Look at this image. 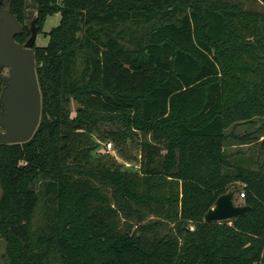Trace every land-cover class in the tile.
Instances as JSON below:
<instances>
[{
	"label": "trees",
	"instance_id": "obj_1",
	"mask_svg": "<svg viewBox=\"0 0 264 264\" xmlns=\"http://www.w3.org/2000/svg\"><path fill=\"white\" fill-rule=\"evenodd\" d=\"M6 1L16 42L33 13L37 33L59 20L32 47L38 123L0 144L5 264H264V165L239 148L256 136L233 133L264 118V0ZM93 134L125 159L134 143L139 166ZM237 182L245 212L202 221Z\"/></svg>",
	"mask_w": 264,
	"mask_h": 264
},
{
	"label": "water",
	"instance_id": "obj_2",
	"mask_svg": "<svg viewBox=\"0 0 264 264\" xmlns=\"http://www.w3.org/2000/svg\"><path fill=\"white\" fill-rule=\"evenodd\" d=\"M35 13L28 22V36L16 42L21 29L9 13L6 0H0V144L21 143L32 135L39 119L40 97L34 72L33 44L37 36ZM247 206L233 204L232 190L219 194L202 215V221L230 220L243 214Z\"/></svg>",
	"mask_w": 264,
	"mask_h": 264
},
{
	"label": "rangeland",
	"instance_id": "obj_3",
	"mask_svg": "<svg viewBox=\"0 0 264 264\" xmlns=\"http://www.w3.org/2000/svg\"><path fill=\"white\" fill-rule=\"evenodd\" d=\"M231 2H238L241 4L243 8L248 9H260V5L255 0H228ZM32 0H25L26 3V14L29 12H32V6H31ZM30 18L26 19V25H28ZM59 20V12H55L54 14L50 16H46L43 23L41 31L46 33L51 27L55 26ZM37 33L36 39L34 41V45L36 46H43L45 45L47 41V35H43V33ZM1 74H6V70L4 69ZM74 101L70 100L68 104V109L70 112V115L73 114V110L75 107ZM231 129L228 128L227 132ZM251 132L255 137V139H251V141L245 145H241L240 150L242 153V157L250 156L252 157L253 161L249 165L251 167H255L257 164H263L264 165V145L260 146L259 142L260 140H264V118H255L253 119L252 123L249 124H237L233 128V133H236L237 135H241L243 133ZM92 140L96 143V150L99 152L104 153L106 156V159L112 160L115 164L120 165L123 168H136L139 166V163L142 159L141 153L137 150L138 148L136 145L130 141H127L125 145L123 146V152L125 155H131L134 157V159H125L120 152L118 151L117 147H115L111 141L109 140H102L97 139L94 134L91 135ZM138 139L142 138L143 140H151L149 136H139ZM157 147V154L158 157L162 156L164 153V149L162 147L161 142L154 143ZM237 146H228V151H234ZM95 154V153H93ZM257 163V164H256ZM236 189L232 193V201L233 204H241L242 200L239 196V192L241 191V185L240 183H235ZM40 209L39 207L36 210V213L39 214ZM262 256L264 257V251L262 253ZM0 264H5V259L3 257V241L0 239Z\"/></svg>",
	"mask_w": 264,
	"mask_h": 264
},
{
	"label": "built area",
	"instance_id": "obj_4",
	"mask_svg": "<svg viewBox=\"0 0 264 264\" xmlns=\"http://www.w3.org/2000/svg\"><path fill=\"white\" fill-rule=\"evenodd\" d=\"M239 196L242 197V193H239Z\"/></svg>",
	"mask_w": 264,
	"mask_h": 264
},
{
	"label": "flooded vegetation",
	"instance_id": "obj_5",
	"mask_svg": "<svg viewBox=\"0 0 264 264\" xmlns=\"http://www.w3.org/2000/svg\"><path fill=\"white\" fill-rule=\"evenodd\" d=\"M3 83V82H2ZM0 110H2V106L0 105Z\"/></svg>",
	"mask_w": 264,
	"mask_h": 264
}]
</instances>
